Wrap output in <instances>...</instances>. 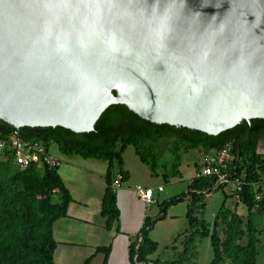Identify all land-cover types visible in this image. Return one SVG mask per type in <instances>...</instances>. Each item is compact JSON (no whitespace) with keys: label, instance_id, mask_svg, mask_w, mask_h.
I'll list each match as a JSON object with an SVG mask.
<instances>
[{"label":"water","instance_id":"95a60500","mask_svg":"<svg viewBox=\"0 0 264 264\" xmlns=\"http://www.w3.org/2000/svg\"><path fill=\"white\" fill-rule=\"evenodd\" d=\"M112 105L207 136L264 121V0H0V122L89 133Z\"/></svg>","mask_w":264,"mask_h":264},{"label":"trees","instance_id":"16d2710c","mask_svg":"<svg viewBox=\"0 0 264 264\" xmlns=\"http://www.w3.org/2000/svg\"><path fill=\"white\" fill-rule=\"evenodd\" d=\"M0 129L7 132L12 128L0 122ZM19 132L26 139L42 144L52 142L62 156H77L106 163L103 177L105 189L100 205V217L105 221L106 230L118 220L115 193L111 187L112 171L115 164L121 180L126 179L120 159L126 147L133 148L135 156L147 167L151 176H156L160 171L162 178L167 180L178 176L181 154L197 151L203 155L230 144L232 154L238 158V163L233 164L234 169L237 174L244 171L245 175L238 202L245 207L246 218L251 214L264 216V201L256 202L250 192V186L255 180L253 169L264 167V157L255 154L258 142L264 139L263 120L255 119L248 123L241 121L217 136H207L184 128L151 124L139 119L122 105H112L101 113L89 133L75 134L59 127L21 128ZM165 139L172 140L170 152L174 160L169 165L160 163V155L156 151L158 143ZM0 164L10 170L0 181V264H53L51 227L54 221L64 217L69 202L55 169L19 170L12 167L9 161ZM210 192L207 180L192 179L184 194L161 203L158 216L153 220L145 218L134 241L129 244L128 263L182 264L176 261L149 262L147 257L156 250V245L148 238L153 225L163 219L168 208L184 203L188 230L199 227L200 237L208 238L212 250L209 264H220L223 261L228 264H255L257 231L249 219L244 225L245 232L238 228L237 219H234L236 224L233 217L229 222L224 221V239L220 241L215 232V224L209 233L206 224L195 217L196 213L204 209L205 195ZM242 238L245 239L243 247L237 245V241ZM96 253L102 255L101 264H105L109 248L96 249Z\"/></svg>","mask_w":264,"mask_h":264},{"label":"crops","instance_id":"0c3cea01","mask_svg":"<svg viewBox=\"0 0 264 264\" xmlns=\"http://www.w3.org/2000/svg\"><path fill=\"white\" fill-rule=\"evenodd\" d=\"M123 152L120 156L121 170L126 173V179L121 180L114 164L112 183L116 176L119 177L120 182V188L114 190L118 220L109 230L105 229V221L100 217V205L105 189L103 177L107 168L106 163L84 160L77 156L65 157L60 154L57 157L53 156V159L57 161L55 172L69 198L64 217L54 221L51 227V237L54 242L53 264H101L103 257L96 253V249L99 248H109L105 264H129L127 249L129 244L134 241L143 220L145 218L155 219L159 213V205L173 198V196L164 198V189L160 185L144 179V181L134 180L132 173L138 171H144L151 178H156L158 174L162 173L158 171L156 176H151L147 167L142 165L139 160L138 166L143 168L142 170L134 164L131 165L132 169L127 167L123 160ZM193 177L188 180L187 186ZM134 186L156 189L158 198L152 199V204L146 206L134 195L132 191ZM158 187H161V192H157ZM185 213V204L179 203L168 208L163 219L153 225L148 233V238L156 245V248L154 229L160 224L175 225L177 222L187 224ZM173 235L168 227L163 236L167 239L176 237L173 243L169 244L170 249L174 248L180 239L186 236L185 233Z\"/></svg>","mask_w":264,"mask_h":264},{"label":"rangeland","instance_id":"374dc122","mask_svg":"<svg viewBox=\"0 0 264 264\" xmlns=\"http://www.w3.org/2000/svg\"><path fill=\"white\" fill-rule=\"evenodd\" d=\"M171 143L172 140L165 139L160 141L157 145L156 151L159 152L161 164L169 165L174 160L170 152ZM48 146V154L52 158L53 156H59L54 144H49ZM255 154L264 157V139L258 142ZM201 159L202 154L197 151L181 154L177 169L178 176L175 178L164 180L160 174H158L156 178H151L144 171L132 173V177L136 181L146 180L153 184L160 185L164 189V198H167L166 196L176 197L184 194L188 180H190L201 168ZM123 160L125 165L131 169L132 164L137 165L141 170L143 169L138 166V159L132 147H126L124 149ZM12 167L16 168L13 165ZM12 167H10V169H13ZM9 171L6 169V166L0 164V181L6 177ZM253 175H255V180L250 186V192L258 201H264V167H262V169L254 168ZM152 192V199L156 200L158 198L156 189H152ZM54 199L55 198H53V200ZM204 203V209L196 213L195 217L206 224L209 233L212 231L213 225L215 224V232L220 241L224 239V221L229 222L232 217L233 220L237 219L239 221L238 228L245 232V222L247 219L250 220L257 231V256L255 258V264H264V216H254L251 214L250 217L246 218L247 212L245 207L241 203L235 202L229 187L211 191L206 195ZM235 220L234 223L236 224ZM168 227L171 229L172 234H174L173 236L176 234H186V236L180 239L172 249H170L169 244H172L176 237H170V239L163 237ZM200 233L199 227H191L189 231L185 222H177L175 225H158L153 233L157 248L151 256L147 257V260L160 263L176 261L182 264H209L212 260V250L209 246L208 238H201ZM237 245L243 247L245 245V239H239ZM220 264H228V262L223 261Z\"/></svg>","mask_w":264,"mask_h":264},{"label":"built area","instance_id":"2783aa9c","mask_svg":"<svg viewBox=\"0 0 264 264\" xmlns=\"http://www.w3.org/2000/svg\"><path fill=\"white\" fill-rule=\"evenodd\" d=\"M49 144L52 142L42 144L36 140L26 139L19 129L12 128L7 132L0 129V163L9 161L19 170L55 169L57 161L48 154ZM231 150V145L225 144L216 151L203 154L201 168L195 173L193 179L207 180L211 191L229 187L233 198L239 203L238 194L241 192L245 176L244 171L236 173L233 164L238 163V158L232 154ZM111 187L113 190L120 188L118 176L115 177ZM132 191L142 204L146 206L152 204L151 189L134 186ZM157 192H161V187L157 188ZM254 200L258 202L256 197Z\"/></svg>","mask_w":264,"mask_h":264},{"label":"clouds","instance_id":"9594fccd","mask_svg":"<svg viewBox=\"0 0 264 264\" xmlns=\"http://www.w3.org/2000/svg\"><path fill=\"white\" fill-rule=\"evenodd\" d=\"M110 48H111V50H112L113 52H117V51H118L117 48H115V47H113V46H111V45H110Z\"/></svg>","mask_w":264,"mask_h":264}]
</instances>
